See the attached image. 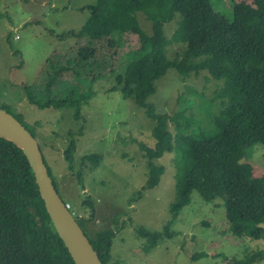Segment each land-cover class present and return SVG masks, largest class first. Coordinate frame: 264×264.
<instances>
[{
  "label": "trees",
  "instance_id": "1",
  "mask_svg": "<svg viewBox=\"0 0 264 264\" xmlns=\"http://www.w3.org/2000/svg\"><path fill=\"white\" fill-rule=\"evenodd\" d=\"M219 1L96 0L93 6L80 8L88 17L79 30L56 36L72 39L71 47L52 53L36 81L23 88L30 105L69 109L77 120L81 107L95 96L93 86L112 76L109 92L120 91L124 99H132L153 123V148L140 145L147 158L145 189L156 186L164 172L155 161L164 153H181L176 156L185 170L177 174L178 200L170 206V220L161 231H137L145 253L175 235L170 226L190 203L192 192L204 203H221L234 236L264 238V173L256 174L247 162L253 146H264V0L230 1L229 7ZM136 13L151 23L150 34L141 29ZM176 18L175 31L166 38L163 27ZM130 37L137 45L134 54L129 51L134 59L123 74L116 73L111 59ZM173 44L184 50L182 57L169 60L166 48ZM171 69L183 77L206 72L214 90L206 96L188 88L169 117L158 113L148 98L156 92V80ZM75 145L70 141L63 154L68 170L73 168ZM87 161L93 170L99 165L95 155L81 158V163ZM52 184L57 191L53 180ZM75 220L82 229V220ZM115 233L101 230L88 238L102 264H108ZM0 264H74L51 225L25 156L3 139Z\"/></svg>",
  "mask_w": 264,
  "mask_h": 264
},
{
  "label": "rangeland",
  "instance_id": "2",
  "mask_svg": "<svg viewBox=\"0 0 264 264\" xmlns=\"http://www.w3.org/2000/svg\"><path fill=\"white\" fill-rule=\"evenodd\" d=\"M230 1L248 2L220 0L219 4L229 7ZM95 2L0 0V109L16 117L34 137L50 179L70 205L73 217L82 220L87 238L93 239L101 230L116 232L108 264H241L246 260L247 264H264V238L249 241L234 236L221 203H204L196 192L170 226L175 235L144 252L145 242L137 231H161L170 220V206L178 200L177 174L185 169L176 156L181 153H164L155 161L164 168L158 184L145 189L147 158L140 145L153 148V123L132 99H124L120 91L109 92L112 76L93 86L95 96L81 107L77 120L69 109L40 110L26 101L23 88L36 81L46 59L73 44L70 38L58 40L56 36L79 30L88 17L80 8ZM136 18L141 29L150 34L151 23L146 17L136 13ZM176 22L177 18L164 25L166 38L175 31ZM135 49V38L130 37L115 50L111 64L116 73L123 74L134 59L129 51L134 54ZM183 50V45H169L167 58H180ZM210 80L206 72L183 77L171 69L156 80V92L148 102L158 113L172 117L179 106L178 97L188 88L210 96L214 90ZM169 130L175 133L172 122ZM70 141L76 144L72 170L63 157ZM86 155L98 158L96 169L89 161L81 163ZM247 162L256 174L264 173V146H253ZM200 254L201 258H195Z\"/></svg>",
  "mask_w": 264,
  "mask_h": 264
},
{
  "label": "water",
  "instance_id": "3",
  "mask_svg": "<svg viewBox=\"0 0 264 264\" xmlns=\"http://www.w3.org/2000/svg\"><path fill=\"white\" fill-rule=\"evenodd\" d=\"M0 139L22 151L51 225L74 264H102L88 238L56 192L32 135L8 112L0 109Z\"/></svg>",
  "mask_w": 264,
  "mask_h": 264
},
{
  "label": "clouds",
  "instance_id": "4",
  "mask_svg": "<svg viewBox=\"0 0 264 264\" xmlns=\"http://www.w3.org/2000/svg\"><path fill=\"white\" fill-rule=\"evenodd\" d=\"M15 37H17V36H14L13 39H14V40H17L18 37H17L16 39H15ZM26 130H27V129H26ZM32 137H33V136H32ZM33 138H34V137H33ZM41 156H42V155H41ZM42 159H43V158H42ZM45 166H46V165H45ZM53 186H54V185H53ZM54 188H55V187H54ZM55 190H56V189H55ZM56 192H57V191H56ZM57 193H58V195L60 196L59 192H57ZM60 197H61V196H60ZM61 199H62V198H61ZM62 201H63V200H62ZM63 203H64L65 206L68 205V204L65 203V202H63ZM68 206H69V207H68L67 209L70 211V208H71V207H70V205H68Z\"/></svg>",
  "mask_w": 264,
  "mask_h": 264
},
{
  "label": "built area",
  "instance_id": "5",
  "mask_svg": "<svg viewBox=\"0 0 264 264\" xmlns=\"http://www.w3.org/2000/svg\"><path fill=\"white\" fill-rule=\"evenodd\" d=\"M17 37H15V39H16ZM69 206L68 205H66V208H68Z\"/></svg>",
  "mask_w": 264,
  "mask_h": 264
}]
</instances>
